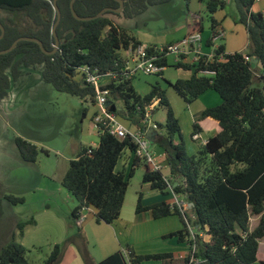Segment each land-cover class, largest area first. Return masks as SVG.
Masks as SVG:
<instances>
[{
	"label": "trees",
	"instance_id": "obj_1",
	"mask_svg": "<svg viewBox=\"0 0 264 264\" xmlns=\"http://www.w3.org/2000/svg\"><path fill=\"white\" fill-rule=\"evenodd\" d=\"M170 1L123 0L119 13L105 11L100 17L78 20L72 15L70 0H57L60 10V20L55 29L59 39L57 51L48 55L36 42L21 40L11 51L0 54V101L8 95L15 82L29 74L36 65L43 66L41 78L45 83L92 105H95V90L85 82L81 67L87 66L101 75L112 74V79L104 85L109 91L107 106L135 129H144L145 106L157 98L156 107H164L166 117L163 125L156 123L158 128L165 129V133L158 135L155 143L165 154L164 163L169 170L166 177L173 191L182 195L187 203H192L188 209L193 213V219L187 214V209L182 210L166 200L143 205L141 193L137 197L135 212L149 210L154 219L178 215L182 228L166 236L185 243L188 253L195 244L194 256L199 259L197 264H252L257 260L258 243L264 237V15L252 9L255 0H199L205 4L212 37L222 30L213 13L224 8L227 1L233 2L236 7L234 21L245 27L247 43L242 50L234 52H226L224 45L220 44L213 49V59L206 63H203L204 60L197 65L178 61L175 65L177 68L192 69L188 78L168 82L185 104L197 99L207 89L214 90L221 99L218 105L204 108L193 121L191 138L202 131L200 122L203 119L214 120L217 129L195 153L188 154L179 120L172 111L165 90L153 85L149 92L139 94L132 85L131 77H126L122 71V52L135 48L139 41L130 30L108 16L112 14L133 19L151 6ZM105 7L117 9L119 2L73 0L74 11L79 16L94 15ZM0 12V23L4 26L0 50L9 47L19 36L36 37L46 50L53 48L51 29L56 12L52 0H0ZM201 28L200 23L190 33L200 32ZM252 57L260 60L262 67H252ZM156 63L165 66L166 57L162 56ZM200 68L212 74L199 75ZM255 82L263 84L256 85ZM116 100L122 103L120 114ZM85 114L83 109L82 115ZM97 134V146H80L76 156L69 160L61 179V185L77 201L71 211L76 231L69 234L62 244H54L42 264H59L70 243L79 245L86 264H91L84 247L85 236L76 224L81 208H94L97 222L109 224L116 220L123 205L128 179L139 161H143L134 155L135 144L131 137L119 138L106 131ZM14 141L24 162L36 160L38 149L35 144L20 136H16ZM124 152L132 155L127 175L115 168ZM163 174L147 168L142 175V183L167 195ZM4 198L12 204L23 201L12 195H5ZM2 214L0 197V218ZM252 217H257L253 228L250 227ZM29 222L34 224L35 221L32 219ZM187 222L192 227L193 237ZM25 224H17L20 236ZM125 247L126 252L116 250L96 264H141L143 260L188 264L190 255L175 258L170 252L136 254L129 245ZM25 253V247L12 238L0 249V264H30ZM260 263L264 264V261Z\"/></svg>",
	"mask_w": 264,
	"mask_h": 264
},
{
	"label": "rangeland",
	"instance_id": "obj_2",
	"mask_svg": "<svg viewBox=\"0 0 264 264\" xmlns=\"http://www.w3.org/2000/svg\"><path fill=\"white\" fill-rule=\"evenodd\" d=\"M2 12H0V15ZM116 23L129 29L139 40L156 43L161 46L176 42V36L182 26L192 24L195 17L202 18V45L209 51L220 43L229 51L241 48L247 41L244 26L234 21L236 7L227 1L224 8L214 14L222 20L223 35L221 33L212 39L211 30L206 19L205 4L199 0H172L149 7L133 19L109 14ZM235 25V26H234ZM205 28V29H204ZM179 29V30H178ZM221 36V37H220ZM211 40L210 44L207 42ZM175 56L166 55V66L158 73L145 74L138 72L132 79V84L138 93L144 94L150 85L158 83L165 90L166 98L174 115L179 118L185 112L187 105L183 102L167 82H174L184 78L188 71L175 68ZM42 65H36L29 74L21 76L11 87L8 95L0 101V197L2 198L3 214L0 218V249L12 238L22 244L25 256L30 264H42L50 253L54 244H62L65 238L76 231L73 224L71 210L77 205L76 199L61 185V179L80 146L95 147L98 144V134L92 123V116L98 108L89 102L82 101L76 96L59 92L52 85L41 78ZM192 73V69L189 70ZM256 85L263 83L255 82ZM216 93V92H215ZM217 94V93H216ZM119 114L122 113V103L115 101ZM86 110L85 116L82 110ZM165 109L157 106L150 120L153 123L164 124ZM126 125L129 122L118 116ZM181 137L185 143L186 152L191 154L189 146L193 144L188 127L181 125ZM158 132L165 133L160 127ZM20 136L35 144L38 155L34 162H24L15 145V137ZM156 147V143L150 144ZM126 153V152H124ZM130 155H123L117 161L116 171L124 174L130 170ZM145 163L139 161L132 176L128 179L124 195L123 211H134L138 194H142L143 201H155L159 198L171 199V193L163 195L158 190H152L142 183ZM12 195L23 199L22 202L12 204L4 196ZM182 199V195H177ZM172 200V199H171ZM34 220V224L29 221ZM167 226L179 230L182 222L178 215H169ZM26 223L20 236L17 224ZM29 222V223H28ZM159 227V226H158ZM152 231L145 242L138 240L137 250L130 244L136 254H150L160 251H170L171 237ZM172 232V231H171ZM95 242L90 240L89 248L95 249ZM183 244L182 242H178ZM80 253L79 245L73 243ZM126 252L124 246L121 251ZM165 252V251H164ZM159 260H143L141 264H162Z\"/></svg>",
	"mask_w": 264,
	"mask_h": 264
},
{
	"label": "crops",
	"instance_id": "obj_3",
	"mask_svg": "<svg viewBox=\"0 0 264 264\" xmlns=\"http://www.w3.org/2000/svg\"><path fill=\"white\" fill-rule=\"evenodd\" d=\"M252 9L254 11H259L264 15V0H259L257 2H254V4L252 5ZM219 10H221V9H219ZM217 11L218 10H216L213 13L214 18H215L214 14ZM206 19H207V21H209V16H208L207 11H206ZM201 20H202V18H199V16H197L191 20L193 22L192 24H186V25L182 26L181 28H179V29H181V32L179 34H177V36H176L177 41L180 40L184 35L190 33V31H192L193 27H195L201 23L200 22ZM216 20L219 21L220 26L222 28V30H220V33L222 36L223 32H224L223 27H222V20H218V19H216ZM208 26L210 28V21L208 23ZM244 29H245V27H244ZM202 30H203V27L200 30V34H201ZM202 36L203 35H201L202 51L205 54H211L213 52V49L211 51H209L208 48L206 49L202 45V42H203ZM136 39L139 41V43L146 44L148 46H150V45L157 46L156 43L144 42L145 39L143 40V38H142V40H139L136 37ZM246 43H247V41L245 42V44L241 48H239L238 50H235V51L242 50L245 47ZM220 44H222V43H220ZM224 47H225V45H224ZM225 51L226 52H232V51L227 50L226 48H225ZM122 55H123L124 60L127 59V50L123 51ZM174 58H175L174 59L175 60L174 67H175L178 60L176 59V57H174ZM133 64H134V61L129 62V65H133ZM175 68H177V67H175ZM184 70H186V69H184ZM186 71H188V73L186 76H184V78H188L192 74L189 71V69ZM138 72L145 73V72L141 71L140 69H136V70L132 71L128 77H131V80H132L133 77L135 76V74H137ZM145 74H151V73H145ZM158 75L161 76L162 72ZM199 75H201V74H199ZM111 79H112L111 75L104 74L102 76V82L104 85L106 83H108ZM153 85H159V84L156 83ZM153 85L149 86L150 88L148 89L147 92H149L151 90ZM139 94H141V93H139ZM220 102H221V99H220L219 95L216 94L214 90L207 89L200 96H198L197 99H195L194 101H192L189 104H186L187 107L185 109V112L180 114V116L178 118L180 127H181V125H183V126L186 125L189 129L190 137H191L192 123L199 116L201 111L206 107L218 105ZM156 105H157V103H156ZM156 105H155V107H156ZM94 106L97 107L96 105H94ZM93 116H94V114H93ZM93 116H92V118H93ZM200 123L202 125V131L199 134V138H197V139L191 138L193 140V144L189 146V150L191 151V154L195 153L198 150L199 146L201 145L202 141L206 140L207 137L210 136L217 129V124L212 119L206 118V119H203ZM129 125H131V124H129ZM144 128L147 129V128H150V126L145 125ZM158 129L159 128L157 127V129H154V131L152 132V134H151L152 140L151 141L149 140L150 144L151 143L154 144L157 136L162 134V133L158 132ZM150 149L154 152V155H156V157L164 163V155L165 154H164L162 148L158 144H156V147H153V148L150 147ZM123 155H127V154L124 153ZM130 156L132 157L131 154H130ZM130 161H131V159L128 160V163ZM144 165H145V169H147L146 164H144ZM162 172L165 175H168L169 174L168 167L166 166L162 170ZM146 186L149 187L148 185H146ZM170 196L172 199V197H173L172 193ZM171 199L166 200V201L169 203H172L173 199L172 200ZM160 200H164V198L161 197L158 200H155L152 202L142 200V204L143 205H149V204L158 202ZM179 200H181L182 202H184L186 204L187 214L189 215L190 218L193 219V213L188 209L190 206L187 203V201H185V199L183 197H182V199H179ZM79 213H80L81 218L77 221L76 224L78 227H80V229L82 230V232L85 236V246L84 247H85L86 254L91 261V264H96L101 259H103L107 255L113 253L114 251L121 250L124 246H126V244L127 245L131 244L134 247L135 251L138 252V250H137L138 240L143 239V241L146 242L148 240L147 239L148 236L151 235L152 231H154V232L160 231L159 227L164 229L162 232H160L164 235H165V233L167 234V233H170L171 231H174L172 229H176V228L166 227L168 223H166V221H164V220H167L166 218L168 216L158 218V219H154L149 210L137 213V212H135V208H134V211H129V210L123 211V209H121L119 217L116 220H114L112 223H109V224L104 223V222H97L95 220V216H94L95 209L92 207H87L86 210H81ZM256 222H257V217L250 218V227L253 228L255 226ZM168 238H171V237H168ZM90 240L95 242L94 244L97 245V246H95L96 251H93L89 248ZM169 242H170V248H168V249L170 251L164 250L165 252L172 253L175 258H181V257H184L188 254L189 249L185 243L179 244V243H177V240H175L174 238H171L169 240ZM164 251L162 250L160 252H164ZM261 260L264 261V237H262L258 243L257 260L252 264H261L260 263ZM59 264H86V262L82 256V253L81 252L79 253L76 246L73 243H70L66 246Z\"/></svg>",
	"mask_w": 264,
	"mask_h": 264
},
{
	"label": "built area",
	"instance_id": "obj_4",
	"mask_svg": "<svg viewBox=\"0 0 264 264\" xmlns=\"http://www.w3.org/2000/svg\"><path fill=\"white\" fill-rule=\"evenodd\" d=\"M259 0H255L257 2ZM220 33L216 36H213L212 39H215L219 36ZM167 54H173L178 61L190 63L197 65L204 60L203 63L209 62L213 59L214 52L211 54H205L201 48V34L200 32L188 33L184 35L180 40L176 42H170L161 46H148L146 44L139 43L135 48L127 49V59L124 60L122 71L125 72L126 77L136 69H140L145 73H157L162 70L163 66H160L156 63L162 56ZM126 57V56H125ZM130 61H134L133 65H129ZM82 75L85 82L93 86L95 90V105L98 110L92 118V123L98 132L106 131L111 135H114L119 138H124L126 136L131 137L133 143L135 144V149L133 151L134 155L143 160L147 168L151 171H159L166 167V164L159 160L154 152L150 149V141L145 137V128L143 130L135 129L129 125L124 124L118 118V114L109 109L107 96L109 91L104 87L102 82L101 74H98L95 70L89 69L87 66L81 67ZM201 75H211L212 72L200 68L198 70ZM111 75L110 73H106ZM157 98H154L148 105L145 106L144 115L142 123L146 126H150L153 129H157L156 123H153L150 120L151 114L155 108ZM193 139L199 138V134H194ZM205 140L202 141L204 143ZM167 183V190L172 193L173 201L182 210L186 209V204L178 199L177 195L172 188V185L169 183L166 175L162 176ZM81 210H86L85 207ZM81 217L79 216L78 220ZM187 227L190 230V233L193 237V231L191 225L187 222ZM195 244L190 248V254L188 264H197L199 259L194 256Z\"/></svg>",
	"mask_w": 264,
	"mask_h": 264
},
{
	"label": "water",
	"instance_id": "obj_5",
	"mask_svg": "<svg viewBox=\"0 0 264 264\" xmlns=\"http://www.w3.org/2000/svg\"><path fill=\"white\" fill-rule=\"evenodd\" d=\"M119 2V7L117 9H114V8H111V7H105L103 9H101L100 11H98L96 14L94 15H91V16H79L78 14L75 13L74 11V8H73V0H70V9H71V12H72V15L78 19V20H90V19H93V18H97V17H100L105 11H114L116 13H119L123 7V0H117ZM57 0H52V6H53V9L54 11L56 12V20L55 22L53 23V26H52V29H51V33L54 37V45H53V48L48 51L46 50L44 47H43V44L42 42L36 38V37H30V36H19L17 37L16 39L13 40V42L10 44L9 47H7L6 49H2L0 50V54H3V53H7L9 51H11L15 46L16 44L21 41V40H27V41H34L36 42L40 49L45 53V54H53L57 51V47L59 45V39L56 35V26L60 20V10L57 6ZM4 34V26L0 23V38L3 36ZM250 63H251V66L254 67V66H259V67H262V63L260 60H258L256 57H252L250 59ZM154 131V129H152L151 127L150 128H147L145 129V137L147 139H149L150 141L152 140L151 139V134L152 132ZM189 206H192V203L189 202L188 203Z\"/></svg>",
	"mask_w": 264,
	"mask_h": 264
}]
</instances>
